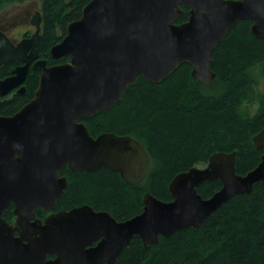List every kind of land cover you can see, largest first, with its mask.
<instances>
[{"label":"water","instance_id":"95a60500","mask_svg":"<svg viewBox=\"0 0 264 264\" xmlns=\"http://www.w3.org/2000/svg\"><path fill=\"white\" fill-rule=\"evenodd\" d=\"M182 7L189 18L176 24ZM240 20L252 21V34L264 37V0H90L51 48L55 59L70 56L55 65L40 57V12L29 37L15 41L0 28V66L20 62L0 80V95L26 94L30 69L41 71L35 97L15 114L0 115V264H116L135 236L153 245L199 229L224 203L264 182V153L241 175L236 152H218L204 167L173 178L170 201L148 192L142 212L127 220L88 204L55 211L69 183L60 175L65 167L105 168L130 184L144 180L152 166L144 144L113 132L94 137L85 120L120 103L139 77L160 83L184 63L200 83L213 82L212 51ZM253 141L264 151V128ZM215 179L222 187L202 197L198 187ZM11 206L14 223L3 217ZM39 208L52 212L40 219Z\"/></svg>","mask_w":264,"mask_h":264},{"label":"trees","instance_id":"16d2710c","mask_svg":"<svg viewBox=\"0 0 264 264\" xmlns=\"http://www.w3.org/2000/svg\"><path fill=\"white\" fill-rule=\"evenodd\" d=\"M27 0H0V9ZM90 0H41L40 57L48 65L70 60L51 56V48L67 33L70 22L80 19ZM178 18H189L182 7ZM252 21H238L212 52L216 79L202 84L192 76V66L180 65L168 78L153 83L139 77L128 86L120 103L85 122L94 137L104 132L131 136L144 144L152 166L143 181L130 184L105 168L75 173L65 167L68 178L56 210L85 204L108 211L123 221L142 212L150 192L164 201L172 199L169 185L182 171L206 164L218 152H236L238 174L245 175L264 153L253 141L264 128V37L251 32ZM30 35V34H29ZM20 62L0 66V80L11 75ZM41 71L30 69L26 94L0 95V115H13L35 97ZM222 187L207 180L198 187L204 198ZM41 213V214H40ZM37 217L45 213L36 211ZM15 219L13 206L3 213ZM116 264H264V182L250 194H238L224 203L201 228H187L158 243L145 245L135 236Z\"/></svg>","mask_w":264,"mask_h":264},{"label":"rangeland","instance_id":"374dc122","mask_svg":"<svg viewBox=\"0 0 264 264\" xmlns=\"http://www.w3.org/2000/svg\"><path fill=\"white\" fill-rule=\"evenodd\" d=\"M39 7L40 0H27L21 3L8 4L0 9V25L9 28V31L11 32L12 29L10 26H6V23L20 22L25 16L29 17L28 13H33L35 9L39 10ZM17 27L23 28L26 31L34 32V27L29 22L21 23L20 26L17 24ZM13 36L19 39L22 34H13ZM205 165L206 164H201L198 166L204 167Z\"/></svg>","mask_w":264,"mask_h":264},{"label":"flooded vegetation","instance_id":"af4514ba","mask_svg":"<svg viewBox=\"0 0 264 264\" xmlns=\"http://www.w3.org/2000/svg\"><path fill=\"white\" fill-rule=\"evenodd\" d=\"M19 3H20V2H19ZM40 9H41V0H40V7H39V10H38V9H35L33 13H31V14L28 13L29 17H28V16H25L20 22L6 23V24H5L6 26H10V28L12 29L11 32L9 31V28H6L5 26H1V25H0V28H1L6 34H8V35L10 36V38H12V39L15 40V41H19L20 39H22V38H24V37H29L31 34H33V31H26V30H24L23 28H19V27H17V24H19V26H20L21 23L29 22V23L32 25L31 21L33 20L34 16H35L38 12L41 13ZM175 23H176V24H180V22H178V19L175 21ZM32 26H33V25H32ZM33 27H34V26H33ZM22 29H23V31H22ZM34 30H35V27H34ZM21 31H22V32H21ZM13 34H22V36H21V38L18 39V38H16V37H14ZM29 34H30V35H29ZM214 49H215V48H214ZM212 52H213V51H212ZM39 209H41V208H39ZM39 209H36V210H35V213H36V211H38ZM42 211H43L45 214L42 215L41 217H37V218L44 219L47 215H49V214L52 212V210L45 211V210H43V209H42ZM55 211H59V210H55ZM13 214H14V213H13ZM40 214H41V213H40ZM36 216H37V214H36ZM15 219H16V217H15ZM15 219H13L12 223H14ZM8 222H9V221H8ZM10 223H11V222H10ZM50 257H52V256H49V258H50Z\"/></svg>","mask_w":264,"mask_h":264}]
</instances>
